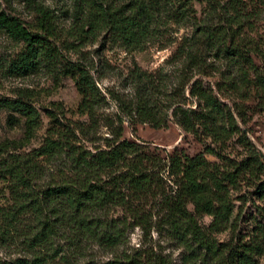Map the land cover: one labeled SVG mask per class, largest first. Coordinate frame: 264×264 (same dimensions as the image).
<instances>
[{
	"label": "trees",
	"instance_id": "obj_1",
	"mask_svg": "<svg viewBox=\"0 0 264 264\" xmlns=\"http://www.w3.org/2000/svg\"><path fill=\"white\" fill-rule=\"evenodd\" d=\"M166 1L72 0V23L61 30L55 12L38 0H21L25 10L34 15L31 23L14 13L12 0H0V33L20 44V50L7 64V72L26 75L40 67L54 69L61 64L64 73L76 75L80 94L76 111L88 121L71 128H48L39 147L0 160V178L7 184L9 202L0 205V243L15 235L22 248L13 258H0V264H49L54 260L65 264H163L158 258L116 251L126 240V229L138 224L139 212L147 202L159 209L160 218L179 243L203 250L211 264H257L254 255L262 249L257 243L226 248L211 237V233L227 227L232 213L229 190H234L239 181L254 185L255 196L264 201V165L236 126L231 111L211 90L190 85L188 93L199 101L198 112L171 102V119L184 131L196 134L194 127L199 128L212 144H221L237 134L246 154L235 161L208 146L192 156L173 152L167 157L168 171L176 182L172 193L159 185L160 177L152 168L154 158L140 151L136 142L119 140L120 128L117 139H107L104 148L87 149L71 139L75 131L85 135L96 127L97 108L105 97L81 59L70 61L62 52L81 55L79 49L103 32L124 51H139L156 38L164 23ZM190 1L186 0V9L180 6L165 16L177 24L186 19L190 25L191 31L180 48L183 75L186 76V65L189 70H199L206 58L235 67L241 83L247 72H257L252 56L264 64V54L246 34L256 31L259 17L264 14V0H204L199 17ZM127 77L133 93L127 104L121 103L123 117L129 122L148 123L154 129L166 127L169 119L163 102H168L170 96L150 74L137 67ZM226 78L235 90L237 81L231 74ZM256 81L264 85L262 75L257 74ZM4 107L23 115L27 129L33 127L37 112L31 105L22 100H0V108ZM205 153L216 156L219 162H208ZM61 156L65 166L61 170L42 164ZM45 174L46 183L36 185L34 181ZM200 215L211 217L206 232L195 220ZM261 235L264 241V231ZM55 237L61 238L63 245L55 244ZM90 246L106 251L110 257L101 263L91 258L81 261V251Z\"/></svg>",
	"mask_w": 264,
	"mask_h": 264
},
{
	"label": "rangeland",
	"instance_id": "obj_2",
	"mask_svg": "<svg viewBox=\"0 0 264 264\" xmlns=\"http://www.w3.org/2000/svg\"><path fill=\"white\" fill-rule=\"evenodd\" d=\"M38 1L55 12L58 28L65 30L70 26L72 0ZM189 5L196 17H199L204 7V0L200 2L191 0ZM180 6L186 9V0L166 1V15L162 16L164 23L159 26L156 38L145 43L139 51H124L110 38V35L103 32L79 49L81 55L70 51L62 52L70 61L81 59L105 97V101L97 108L96 127L85 135L75 131L71 139L87 149L104 148L107 139H117V129L120 128L119 140L124 138L136 142L140 151L154 158L152 168L160 177L158 183L165 192L170 193L175 189L176 182L175 176L168 171L167 157L173 152L192 156L208 146L214 148L220 156L235 161L242 159L246 154L245 148L237 141V134L231 135L221 144H212L210 138L202 135L199 128L194 127L196 134L184 131L171 119L169 106L171 102H178L186 109L194 113L198 112L199 101L188 93L192 84L197 89L211 90L219 102L228 107L236 126L252 144L264 165V85L261 86L256 81L257 74L264 77V64L252 56L258 68L257 72H247L246 80L242 83L236 77L235 67L232 69L221 60L213 58H206L199 70H189L186 65V76H184L180 48L185 44L186 36L191 31L190 25L186 24V19L179 24L172 18L165 19L167 14L171 15ZM12 8L23 21L27 23L33 21L34 15L25 10L21 0H12ZM62 34L65 37V33ZM246 36L252 38L264 54V14L259 17L256 31L247 33ZM19 50L20 44L0 33V100H22L36 110L37 116L33 127L27 129L23 115L6 107L0 108V160L8 155H23L39 147L47 136L48 128L63 125H69L71 128L88 122L85 115L76 111L80 99L75 85L76 75L64 73L61 64L54 69L40 67L26 75L7 72L8 62ZM134 67L150 74L154 82L161 85L166 95L170 96L168 102H163V111L169 119L166 127L154 129L148 123L129 122L120 112L121 103L127 104L131 100L133 88L127 74ZM228 74L237 81L235 90L226 78ZM189 75L192 77L189 78ZM183 83L186 84L181 89ZM203 155L210 163L219 162L212 154ZM62 161L63 156L54 157L48 163L42 164L46 168L49 166L50 169L61 170L65 167ZM47 180L45 174L34 183L44 185ZM254 190V185L244 180L239 181L234 190H229L232 213L227 227L220 232L211 233V237L226 248L257 243L262 249L259 254L254 255V259L257 264H264V241L261 235L264 231V201L255 196ZM8 204V187L0 178V205ZM186 207L192 211L190 204ZM114 210L119 211L116 208ZM139 215L138 224L126 229V240L123 245L118 246L117 253L126 251L138 254L141 258H158L157 260L163 264H211L209 255L203 250L200 251L195 247L185 248L174 238L154 204L147 202L141 208ZM195 220L199 228L206 232L211 217L200 215L196 216ZM17 241L13 235L11 240L7 238L4 243H0L2 260L13 258L22 252ZM53 241L55 244L63 245L61 238L55 237ZM81 252L82 254L78 256L81 261L91 258L101 263L110 257L106 251L91 246ZM49 264L65 263L54 260Z\"/></svg>",
	"mask_w": 264,
	"mask_h": 264
}]
</instances>
